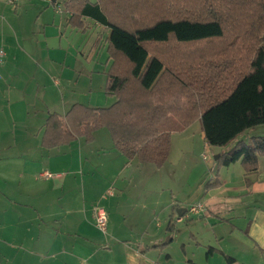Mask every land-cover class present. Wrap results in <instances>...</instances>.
Returning <instances> with one entry per match:
<instances>
[{
    "label": "crops",
    "instance_id": "1",
    "mask_svg": "<svg viewBox=\"0 0 264 264\" xmlns=\"http://www.w3.org/2000/svg\"><path fill=\"white\" fill-rule=\"evenodd\" d=\"M15 2L17 0H0V45L10 39L21 44L20 53L13 51L8 61L3 57L5 79L0 81V127L3 128L0 135V152L3 153L0 203L8 206L7 213L0 216V264H228L225 256L233 258L231 264H264V156L258 159V170L246 176L239 161L228 166L218 165L216 160L227 148H216L214 166L206 170L207 177L196 181L193 198L195 204L204 206L202 212L194 215L201 218L207 215L203 221L209 227L192 230V223L184 230L171 227L173 215L176 213V219L184 215L186 209L180 207L178 200L181 199L177 200L175 194L173 197L168 194L165 201L164 189L154 174L172 156L174 134H180L176 142L181 150L190 151L200 141L210 147L204 140L200 123L197 131L187 132L193 123L199 122L197 120L171 133L169 155L159 167L151 168L146 165L151 163L128 159L119 151L124 160L114 161L118 156L111 157L106 150L98 154V161L91 163L94 172L102 168L111 171L101 172L98 178V182L102 179L112 186L107 189L112 195L107 194L108 198L101 202L108 216L105 233L94 224L92 201L71 196L72 182L68 176L72 171L67 168L75 166H70L66 157L54 159L56 180L49 181L53 174L46 177L42 175L45 172L40 175L48 180L47 184L37 185L29 178L33 170L43 165V150L53 149L43 147L41 138L46 117L56 111L49 108V93L42 91L41 100L31 96L39 90L38 86L27 93L26 69L36 68L35 73L39 69L48 73L61 72L67 86H60L66 90H73V84L69 85L72 72L58 65L65 62L66 57L55 46L57 32L64 26L63 18L52 9L40 10V7L34 15L33 11H28V5L32 4L24 2L13 6ZM68 17L67 12V24ZM90 23V19H83L80 29L84 31ZM93 25L99 31L104 27L95 21ZM104 28L107 36L108 29ZM13 70L18 71L25 82L18 78L10 85L14 80ZM66 94L62 89V100ZM40 105L47 108L44 121L36 128L26 127L24 123L37 118L33 112ZM14 121L24 130L22 137L5 138L6 128L11 130ZM27 135L33 136L35 147L32 149V142L25 138ZM242 135L236 141L249 142L253 136L264 135V125L251 127ZM234 144L235 141L230 149ZM106 154L109 155L104 158ZM32 155L33 163L27 158ZM65 170L68 173H63ZM137 186L140 188L136 189ZM192 191L193 187L189 192ZM52 193L57 194V198ZM159 216L163 222L157 219Z\"/></svg>",
    "mask_w": 264,
    "mask_h": 264
},
{
    "label": "trees",
    "instance_id": "2",
    "mask_svg": "<svg viewBox=\"0 0 264 264\" xmlns=\"http://www.w3.org/2000/svg\"><path fill=\"white\" fill-rule=\"evenodd\" d=\"M64 6L73 27L82 28L88 18L108 29L104 92L115 101L108 107L75 103L64 114L49 113L43 147L77 138L91 142L105 128L126 158L159 167L169 155L171 133L197 120L208 145L235 141L218 165L239 161L246 176L258 170L264 135L236 139L264 125V0H66ZM206 42L210 52L174 72L165 51L155 48Z\"/></svg>",
    "mask_w": 264,
    "mask_h": 264
},
{
    "label": "rangeland",
    "instance_id": "3",
    "mask_svg": "<svg viewBox=\"0 0 264 264\" xmlns=\"http://www.w3.org/2000/svg\"><path fill=\"white\" fill-rule=\"evenodd\" d=\"M27 1L28 0H17L13 6L18 3L20 4L25 2L32 4L28 5L29 13L33 11L34 15H37L36 13L39 7L40 10L43 8H49V10L52 9L54 12H56L58 17L63 18L64 26H61L57 32L55 46L58 50L63 52V55L66 57V61L62 63L60 62L58 65L62 69L66 71L70 70L72 72V79L69 82V85L73 84V90H66L64 86H60L66 85L61 72L55 71L48 73L43 69H39L38 72L35 73L36 68L33 69V67H31L30 70L26 69V77L28 80L27 83L29 85L27 93H29L33 87L38 86L39 90L36 91L35 95L32 94L31 96H35L37 99L41 100L40 93L42 91H44L45 94L49 93V108L51 111H56L59 113H64L66 109H68L70 105L75 102L95 107H108L114 103L115 97L108 96L104 93L106 71L110 63L106 50V31L104 33L105 28L101 27V30L99 31V29H96L95 25H93V20H91V23L84 31L80 28L73 27L69 23L67 24V21H65L67 11L64 6V2L66 0H57L55 3H52L49 0H32L30 3ZM57 8H59L60 11H56ZM20 45V42L16 43L10 39L8 43H5L3 46L0 45V50L5 52L4 57L8 61L10 53L13 51L19 52ZM214 45L216 46V44ZM218 45L221 46V43ZM169 46L170 47L168 49H166L164 46H157L155 48L159 51H165L162 55L168 62L167 64L170 65L172 72L176 71V68L181 66L183 67L187 63L193 61L192 58L197 54L199 55L200 52H210V44L208 42H206L203 46L199 44L176 45L174 43L173 45L170 44ZM4 65H6V61L3 60L0 63V81L5 79V74L3 73ZM12 77L14 80L10 81V85H12L13 82H17L18 78H21L22 82H25L24 77L18 76V71L16 70L12 71ZM20 84L22 85L23 83ZM62 89L67 92L63 100L61 99ZM42 103L44 105V102ZM43 105L35 107L33 115H36L37 118H35V120L32 122L28 121L24 123L26 127L36 128L44 121L47 108L44 107L45 105ZM29 110L30 108H28V111ZM38 117H41L42 120H40ZM33 118L29 119L32 120ZM198 128L199 122H195L193 125H191V127H189L187 132H195L198 130ZM23 131L24 130L21 129L14 121L12 123L11 130L8 127L6 128L5 138H21V133ZM2 132L3 128L1 126L0 135ZM179 136L180 134L173 135L172 156L161 169L155 171L154 178L160 182L161 188L164 189L165 201L168 197V194L171 193L172 197L175 194L177 200L181 199L178 200L180 201V207L189 209L191 206L196 205L195 202H193L196 181L203 177H207L206 170L214 166V156L217 154L216 148L218 147L210 146L208 148L205 147L203 141H200L196 142L190 151L181 150L179 148L180 144H177L176 142V139L178 140ZM25 138H29L32 142L30 149L34 148L35 146L33 145V136L27 135ZM231 144L226 147L227 150L230 149ZM104 150L109 151L111 157L113 154L118 156L117 158H114V161L118 159L120 160L121 158L123 160L125 159L121 154L119 155L118 151L112 146L111 137L108 130L101 128L95 132V139L91 142H85L83 138H78L71 145L60 146L51 150H43V165L33 170L32 175L29 178L37 185L47 184L48 180H56L57 177L55 174L54 159L56 156L66 157V159L69 160L70 166H75L74 168H67L68 171L69 169L72 171V173L68 176L72 182L71 196L74 198H86L89 203L92 201V208L96 204L105 208L104 204L101 202L102 200L108 198L107 189L112 188V186L105 183L102 179L98 182V178H101V172L110 173L111 171L102 168V170L95 173L91 167V163L95 164L98 161V154L102 153ZM108 155L109 154L103 155V157L105 158ZM204 155L205 158L203 157ZM2 156L3 153L0 152V164L3 162L1 159ZM33 157L34 155H32V158L27 156V158L31 160L32 163ZM85 158H87V160H85ZM45 159L47 160L45 161ZM106 160L109 161V159ZM83 163L85 165L84 168H82ZM146 165L151 166V168H155L152 164ZM66 170L63 171V173H68ZM43 172H49L53 174V177L46 180L45 177H41L40 175ZM2 187L3 183H0V196L2 195ZM192 187L193 191L189 192ZM139 188L140 186L136 187V189ZM52 196L57 198L58 195L52 193ZM64 197L66 196L64 195ZM52 198L53 197L48 198V200H51ZM7 211L8 206L1 202L0 216H3L5 213H7ZM173 216L174 217L171 227L174 230H184L187 226H190L191 223L192 230H207L209 227V224L203 221L205 218H207V215H203L201 218L189 213L187 218L181 222L176 221V213ZM146 217H149V214H147ZM157 219L160 220V222H163L161 216H159ZM189 219H192V221L188 222L187 220Z\"/></svg>",
    "mask_w": 264,
    "mask_h": 264
},
{
    "label": "built area",
    "instance_id": "4",
    "mask_svg": "<svg viewBox=\"0 0 264 264\" xmlns=\"http://www.w3.org/2000/svg\"><path fill=\"white\" fill-rule=\"evenodd\" d=\"M60 11L59 8L56 9V11ZM262 47L264 49V33L262 35ZM4 57V51L0 50V63L3 61ZM205 158V155L203 156ZM43 176L49 177L50 173H43ZM108 195H112V191L108 190L107 191ZM204 210V206L202 204H196L194 206H191L189 209H186V212L184 215H181L176 218V221H183L185 218H187V215L190 214H197L200 213ZM107 211L103 206L95 205L94 210H93V221L95 226L103 233L106 232V226H107Z\"/></svg>",
    "mask_w": 264,
    "mask_h": 264
},
{
    "label": "water",
    "instance_id": "5",
    "mask_svg": "<svg viewBox=\"0 0 264 264\" xmlns=\"http://www.w3.org/2000/svg\"><path fill=\"white\" fill-rule=\"evenodd\" d=\"M50 2H52V3H55L56 2V0H49Z\"/></svg>",
    "mask_w": 264,
    "mask_h": 264
}]
</instances>
